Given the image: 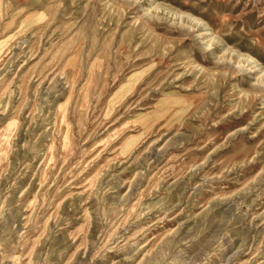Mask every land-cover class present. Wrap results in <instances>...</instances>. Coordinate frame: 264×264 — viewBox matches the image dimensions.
Wrapping results in <instances>:
<instances>
[{"label":"rangeland","instance_id":"1","mask_svg":"<svg viewBox=\"0 0 264 264\" xmlns=\"http://www.w3.org/2000/svg\"><path fill=\"white\" fill-rule=\"evenodd\" d=\"M0 264H264V0H0Z\"/></svg>","mask_w":264,"mask_h":264}]
</instances>
